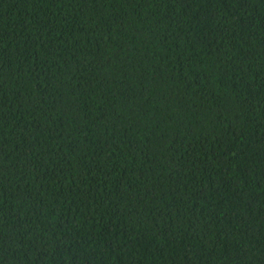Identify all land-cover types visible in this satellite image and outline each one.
<instances>
[{
	"label": "trees",
	"instance_id": "trees-1",
	"mask_svg": "<svg viewBox=\"0 0 264 264\" xmlns=\"http://www.w3.org/2000/svg\"><path fill=\"white\" fill-rule=\"evenodd\" d=\"M0 264H264V0H0Z\"/></svg>",
	"mask_w": 264,
	"mask_h": 264
}]
</instances>
